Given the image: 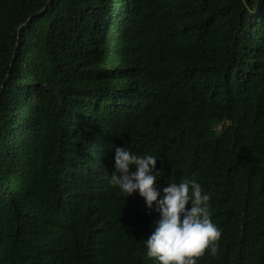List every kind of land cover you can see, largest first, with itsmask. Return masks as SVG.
<instances>
[{
  "label": "trees",
  "instance_id": "obj_1",
  "mask_svg": "<svg viewBox=\"0 0 264 264\" xmlns=\"http://www.w3.org/2000/svg\"><path fill=\"white\" fill-rule=\"evenodd\" d=\"M112 145L210 193L196 264H264V0H0V264H158Z\"/></svg>",
  "mask_w": 264,
  "mask_h": 264
},
{
  "label": "clouds",
  "instance_id": "obj_2",
  "mask_svg": "<svg viewBox=\"0 0 264 264\" xmlns=\"http://www.w3.org/2000/svg\"><path fill=\"white\" fill-rule=\"evenodd\" d=\"M112 148L114 171L108 177L109 184L125 197L136 192L146 208H153L155 202L158 218L143 240L145 255L158 264H196L205 250L215 257L221 229L211 219L210 193L194 178L170 181L158 189L155 181L162 174L156 168L157 155H140L126 145Z\"/></svg>",
  "mask_w": 264,
  "mask_h": 264
},
{
  "label": "water",
  "instance_id": "obj_3",
  "mask_svg": "<svg viewBox=\"0 0 264 264\" xmlns=\"http://www.w3.org/2000/svg\"><path fill=\"white\" fill-rule=\"evenodd\" d=\"M46 7H47V5L44 7V9H46ZM43 12V11H42ZM35 16H32L30 19H33ZM24 24H21L20 26H19V28H21L22 26H23Z\"/></svg>",
  "mask_w": 264,
  "mask_h": 264
}]
</instances>
